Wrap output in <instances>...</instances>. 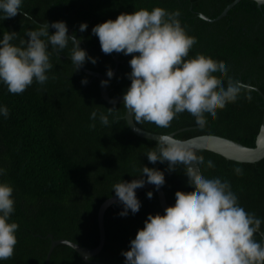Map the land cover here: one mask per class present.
I'll return each instance as SVG.
<instances>
[{"label": "trees", "instance_id": "obj_1", "mask_svg": "<svg viewBox=\"0 0 264 264\" xmlns=\"http://www.w3.org/2000/svg\"><path fill=\"white\" fill-rule=\"evenodd\" d=\"M232 1L24 0L23 11L29 12L37 24L25 20L22 14L3 19L0 38L5 31H16L19 35L13 43L19 44L20 38H26L25 32L39 24L66 21L78 38L83 37L82 48L97 58L95 64L89 60L84 66L107 73L109 67L113 69L116 65L114 55L124 61L108 85L110 95L115 97L125 93L131 84L126 74L131 71L132 54H105L99 38L92 35L93 26L140 8L178 9L182 25L197 38L189 58L199 55L226 65L231 76L252 88L235 103L219 110L216 120L206 117L203 131L193 127L178 132L177 137L188 139L216 134L255 146L264 116L263 97L254 88L264 93V5L259 7L254 0H241L217 21H207L199 15L204 13L215 18ZM82 22L88 23L84 32L79 31ZM50 31L55 30L50 28ZM69 49L61 52L60 57L52 54L54 66L46 84L34 83L22 94H12L6 85L0 84V105L10 110L7 118L0 116V167L6 169L0 181L14 186L15 212L11 220L19 224L14 255L0 264H46L52 243L50 235L54 239L65 238L96 247L100 241L101 204L115 196L114 184L137 178L144 165L164 172L163 187L171 209L175 207L177 195L194 194L183 170L170 173L167 162L153 164L148 160L146 152L157 141L141 137L130 128L123 103L106 101L97 77L82 69L72 74ZM84 78L87 84L81 82ZM113 106L117 120L104 126L97 119L96 127H89L94 110L106 113ZM139 126L165 134L192 127L194 122L186 114H178L168 128L150 122ZM197 156L205 162L208 159L215 162L214 168L204 167V176L230 181L246 211L264 219V158L257 162H239L209 150H200ZM235 167L243 168L244 174L236 175ZM150 190L154 191L152 198L147 196ZM137 196L142 206L135 214L120 215L123 209L120 202L107 208L105 245L90 262L72 246L58 244L49 264H125L122 252L130 248V241L144 227L148 215L165 214L155 189H145ZM261 232L264 233V224ZM261 232L255 234L257 241H264Z\"/></svg>", "mask_w": 264, "mask_h": 264}, {"label": "clouds", "instance_id": "obj_2", "mask_svg": "<svg viewBox=\"0 0 264 264\" xmlns=\"http://www.w3.org/2000/svg\"><path fill=\"white\" fill-rule=\"evenodd\" d=\"M23 4L24 0H0V21L22 14L25 20L37 24L29 12L23 11ZM180 17L178 9L169 11L156 6L121 13L92 28V35L99 38L105 54H132L131 71L126 74L131 84L123 97L127 119L132 114L129 123L150 122L168 128L178 114H186L195 128L203 131L206 117L216 120L219 110L235 103L252 88L231 76L226 65L199 55L189 58L197 38L188 33ZM50 28L55 31L51 32ZM87 29L88 23L82 22L79 31ZM18 35L9 30L0 38V84L6 85L12 94H22L34 83L46 84L54 66L52 54L60 57L69 45L72 74L89 60L93 64L97 62L87 49L80 47L83 37L78 38L75 32L69 35L64 20L39 24L27 30L26 38H20L19 44L13 43ZM114 76V70L109 67L108 79L101 84L108 86ZM81 82L87 84L88 80L84 78ZM115 109L109 107L106 113L94 110L89 127L95 128L97 119L104 126L113 123L118 119ZM9 115V108L0 105V116ZM146 155L153 164L167 162L170 173L183 170L194 194L177 195L174 209L167 210L163 216L148 215L144 227L130 241V248L122 252L125 264H264V241L255 239L264 219L246 211L230 181L203 175L205 166L215 167L213 160L205 162L197 158L187 142L170 140L168 136L160 138ZM234 172L243 175L244 169L235 167ZM5 174L6 169L0 167V177ZM136 177L113 185L115 197L123 205L119 213L122 216L140 210L138 188L149 183L158 190L165 185L164 172L147 165ZM13 193L11 183L0 181V261L10 259L18 243L19 224L11 220L15 212ZM153 195L154 191H148V198Z\"/></svg>", "mask_w": 264, "mask_h": 264}, {"label": "water", "instance_id": "obj_3", "mask_svg": "<svg viewBox=\"0 0 264 264\" xmlns=\"http://www.w3.org/2000/svg\"><path fill=\"white\" fill-rule=\"evenodd\" d=\"M240 1L241 0H234L231 3H229L224 8V10L215 18H212L204 13H200L199 15L200 17H202L203 19L207 21H217L221 19L222 17L226 16L228 12ZM263 5H264V0H259L258 6L262 7ZM68 28H69V35H72L73 34L72 28L69 25H68ZM80 47L82 48V41H81ZM114 60L116 62V65L113 68V70L114 72H116L118 69V65L124 61L120 60L119 55H114ZM81 69L87 74L98 78L99 84H100L101 95L106 101L110 103H123L124 93L117 95L115 97H112L110 95L108 86H103L101 84V81L108 79L107 73L89 69L84 65L81 67ZM254 88L260 92L264 100V93L258 87H254ZM125 118L127 122L128 120L131 121L132 119L131 113L128 114V119H127V110L125 113ZM128 124L130 128L137 135L141 137H145L148 139L158 141L163 136H168L170 140L187 142V147L189 148L190 151L194 152L197 158H198L197 153L200 150H209V151L221 154L222 156H224L225 158L229 160H234V161H239V162H257L264 158V116H263V121L260 127V131L257 135L255 146H249L239 141H236L234 139L221 136V135H216V134H201V135H197V136H194L188 139H181L177 137L178 132L185 130V129L193 128L195 126L185 127V128L176 130L174 132L163 134V133H155V132L148 131L140 127L138 124L134 122H131V123L128 122ZM195 171L197 172V174H199L198 169ZM145 189H155L157 191L164 213L167 210L171 209L169 206L168 200H167L164 187L157 190L155 185L146 183L143 187L138 188L136 192L139 193ZM116 202H119V201L115 196L110 197L106 199L99 208L98 223H99V230H100V241L96 247H86L77 242H74V241H71L65 238L54 239L53 235H50L52 238V243H51V248L48 252L46 264H49L51 254L55 246H57L58 244H67L69 246H72L78 251V253L83 257L84 260L90 262L91 257L97 255L103 249L105 245V241H106L105 212L109 206H111L112 204Z\"/></svg>", "mask_w": 264, "mask_h": 264}]
</instances>
